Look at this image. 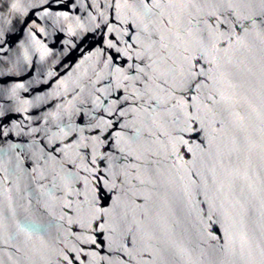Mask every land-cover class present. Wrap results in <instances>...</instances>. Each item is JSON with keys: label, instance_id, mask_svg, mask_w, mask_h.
I'll list each match as a JSON object with an SVG mask.
<instances>
[{"label": "water", "instance_id": "95a60500", "mask_svg": "<svg viewBox=\"0 0 264 264\" xmlns=\"http://www.w3.org/2000/svg\"><path fill=\"white\" fill-rule=\"evenodd\" d=\"M0 264H264V0H0Z\"/></svg>", "mask_w": 264, "mask_h": 264}]
</instances>
